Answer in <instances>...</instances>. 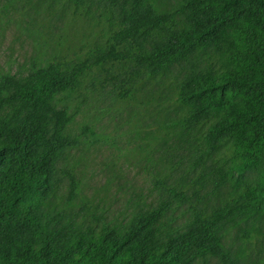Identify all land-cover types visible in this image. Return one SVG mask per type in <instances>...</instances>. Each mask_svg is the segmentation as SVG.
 <instances>
[{
    "label": "trees",
    "instance_id": "1",
    "mask_svg": "<svg viewBox=\"0 0 264 264\" xmlns=\"http://www.w3.org/2000/svg\"><path fill=\"white\" fill-rule=\"evenodd\" d=\"M85 1L73 0L87 13L102 6L111 29L84 57L56 53L0 75V264H208L212 256L240 264L225 249L228 229L254 228L264 216V0H182L168 11L159 0ZM175 66L183 76L167 88L181 129L201 133L196 164L173 184L160 180L165 198L131 226H87L69 211L80 189L75 169L60 166L80 144L70 129L80 105L58 95L97 83L133 102ZM65 181L59 207L52 200ZM185 204L179 231L166 217ZM253 228L241 231L244 242L256 238Z\"/></svg>",
    "mask_w": 264,
    "mask_h": 264
},
{
    "label": "rangeland",
    "instance_id": "2",
    "mask_svg": "<svg viewBox=\"0 0 264 264\" xmlns=\"http://www.w3.org/2000/svg\"><path fill=\"white\" fill-rule=\"evenodd\" d=\"M181 1L159 0L158 5L168 11ZM90 7L87 13L76 8L73 0H0V75L24 73L32 62L43 64L56 53L84 57L89 46L111 29L103 7L97 3ZM181 69L173 68L166 85H149L151 94L142 88L133 102L114 100L111 87L102 89L97 83L72 97L58 95L63 104L80 105L70 125L80 144L67 151L60 166L75 169L80 189L69 211L87 226H131L165 198L160 180L173 184L196 164V151L203 146L201 133L181 129L176 122L179 108L170 101L174 89L167 88L182 78ZM85 127L94 134L83 135ZM224 149L214 157L225 154ZM211 163L209 160L208 166ZM67 196L65 181L59 198L52 202L63 207ZM220 200L211 197L206 205L216 206ZM87 202L92 210L85 207ZM189 216L185 204L172 208L166 220L174 229L185 231ZM252 228V222L231 227L224 240L225 249L240 264H264V216L254 222L256 238L244 242L241 231ZM208 264L224 262L220 256H212Z\"/></svg>",
    "mask_w": 264,
    "mask_h": 264
}]
</instances>
